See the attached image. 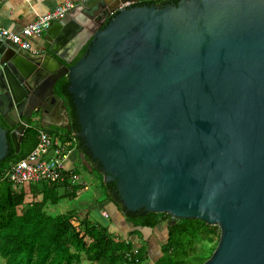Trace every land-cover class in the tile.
<instances>
[{
	"label": "water",
	"instance_id": "water-1",
	"mask_svg": "<svg viewBox=\"0 0 264 264\" xmlns=\"http://www.w3.org/2000/svg\"><path fill=\"white\" fill-rule=\"evenodd\" d=\"M141 1L105 2L73 65L70 14L46 30L62 31L51 53L0 37V162L67 76L78 147L125 213L218 226L203 264H264V0Z\"/></svg>",
	"mask_w": 264,
	"mask_h": 264
},
{
	"label": "trees",
	"instance_id": "trees-1",
	"mask_svg": "<svg viewBox=\"0 0 264 264\" xmlns=\"http://www.w3.org/2000/svg\"><path fill=\"white\" fill-rule=\"evenodd\" d=\"M146 3L157 5L158 2ZM86 48L70 65L84 55ZM69 83L67 76H63L57 82L56 92L65 101L75 133L80 130V125L72 95L68 91ZM0 121L7 126L3 120ZM78 138L84 159L99 172L90 153L83 147V140ZM9 144L8 155L0 162V175L11 162L25 157L37 146V127L32 125L26 128L18 153L11 139ZM100 178L105 194L103 201L107 199L113 202L133 228L154 230L167 223V240L161 245V256L153 264H203L212 255L220 239L218 226L201 219L175 218L168 213L143 210L125 213L114 192L115 183H104L102 173ZM77 186L66 178L64 181H41L27 188H19L0 178V255L6 264H143L149 259L146 242L135 248L131 240L121 238L112 233L108 226L91 220L89 211L85 214L75 209L53 212V207L62 199L77 196ZM28 193H31L29 201ZM216 228L219 229V237L215 241L208 236L215 234ZM133 233L143 237L140 229L133 230ZM200 236L208 237L202 249L205 254L189 248Z\"/></svg>",
	"mask_w": 264,
	"mask_h": 264
},
{
	"label": "crops",
	"instance_id": "crops-1",
	"mask_svg": "<svg viewBox=\"0 0 264 264\" xmlns=\"http://www.w3.org/2000/svg\"><path fill=\"white\" fill-rule=\"evenodd\" d=\"M65 1H71L75 3L76 8L69 14L73 22L84 27L80 32H76V36L70 43H68L64 47V49L60 50V53L66 59L72 62L80 53V51L85 47V45L89 42V33L87 28L93 25V20H95V17L98 16L100 10L103 9V4L105 2L114 3L115 0H36L33 3H28L24 0H0V29L8 28L15 32H20L22 28L29 22L34 20L38 14L44 13L48 10H52L57 5ZM61 33L62 31L58 33V35H60ZM45 35L46 32L41 36H33L29 38L31 42L30 51L35 53H44L49 51L51 53L52 51L48 48L47 43L49 47H53V49L57 48V45H59L57 44L58 42H56L58 39V35L55 37L52 36L50 39H46ZM69 118L70 116L66 104L64 103L60 105L59 103L51 107L48 112L44 113L41 119L38 116V118H36L31 124H29V126H34V124H37L36 127L38 130V134L39 128H44L49 134L53 136L59 135L61 133L64 139L71 140L72 145H70V152L66 160V164L68 167L75 170L77 174L78 170L74 167V163H82L88 171H95V169L92 168V164L84 159L83 152L78 147V143L73 134L72 128L67 124ZM70 132H72V138L68 136ZM74 184L78 185L77 196L84 187H87L86 182H78ZM104 205L107 208L103 209L102 212H110L108 213L110 215V217L108 218H111V214L114 213L115 204L106 199L104 201Z\"/></svg>",
	"mask_w": 264,
	"mask_h": 264
},
{
	"label": "built area",
	"instance_id": "built-area-1",
	"mask_svg": "<svg viewBox=\"0 0 264 264\" xmlns=\"http://www.w3.org/2000/svg\"><path fill=\"white\" fill-rule=\"evenodd\" d=\"M33 3L36 0H24ZM134 4V2H128ZM76 8L74 2L65 1L52 10L40 13L25 25L20 32L8 28L0 29V37L8 38L23 49H31L30 37L41 36L51 25L60 21ZM70 138L73 135H68ZM71 140H66L63 135H51L44 128H39L38 144L25 157L13 161L2 171L1 180L12 182L16 187L27 188L31 184L41 181H64L66 178L73 183H78L79 175L68 167L66 160L69 156ZM109 217L107 211H103Z\"/></svg>",
	"mask_w": 264,
	"mask_h": 264
},
{
	"label": "rangeland",
	"instance_id": "rangeland-1",
	"mask_svg": "<svg viewBox=\"0 0 264 264\" xmlns=\"http://www.w3.org/2000/svg\"><path fill=\"white\" fill-rule=\"evenodd\" d=\"M34 126H37V124H34ZM74 167L78 170V174L80 175L79 183L86 182L87 187H84L76 198H64L62 202L53 207V212H66L75 209L76 211L85 214V211H89V218L91 220L95 223L108 226L109 230L112 233L118 234L119 237L131 240L134 243L135 248H139L144 242H146L148 245L149 259L143 264H153L154 261L161 256V245L167 240V223L159 225L154 230L133 228L115 206L111 218L104 217L102 210L107 207L104 205L103 201L105 199V194L101 187L100 173L97 171H88L82 163H74ZM27 199H31V193H28ZM135 229H140L145 239L140 235L134 234L133 230ZM208 237H212L216 241L219 237V229L216 228V233L209 235ZM208 237L200 236L193 246H190L189 248L199 251L201 250V252L205 254L202 249L207 242ZM0 264H6V260L1 255ZM84 264H87V262Z\"/></svg>",
	"mask_w": 264,
	"mask_h": 264
},
{
	"label": "flooded vegetation",
	"instance_id": "flooded-vegetation-1",
	"mask_svg": "<svg viewBox=\"0 0 264 264\" xmlns=\"http://www.w3.org/2000/svg\"><path fill=\"white\" fill-rule=\"evenodd\" d=\"M152 1H157L158 3H157V5H162V4H164V3H166V2H170V1H177V0H142L139 4H148V3H146V2H152ZM148 5H150V4H148ZM64 103H65V101H64ZM63 103V104H64ZM70 116V115H69ZM0 120H2V117L0 116ZM68 126H70L71 128H72V126H73V121L71 120V116H70V118H69V121H68ZM6 127H8V126H6ZM96 162V161H95ZM97 164V163H96ZM115 192V191H114Z\"/></svg>",
	"mask_w": 264,
	"mask_h": 264
}]
</instances>
